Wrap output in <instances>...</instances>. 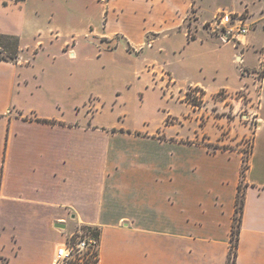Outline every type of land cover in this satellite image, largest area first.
<instances>
[{"label":"crops","instance_id":"1","mask_svg":"<svg viewBox=\"0 0 264 264\" xmlns=\"http://www.w3.org/2000/svg\"><path fill=\"white\" fill-rule=\"evenodd\" d=\"M105 1L102 20L91 25L103 41L174 51L169 41L180 30L188 45L233 44L232 60L247 68L241 72L248 71L251 83L214 88L197 80L189 89L211 99L222 89L247 88L253 97L260 79V101L264 0H228L231 10L216 0ZM21 4L0 0V42L17 41V57L0 58V264H51L57 246L85 226L100 232L99 264H227L240 184L246 199L237 264H264V163L249 156L243 178L240 146L224 147L226 139L207 130L202 136L140 132L68 118L50 84L41 75L30 77L36 66H29V47L21 42L29 32H42L31 30ZM221 10L245 13L251 33L227 42L210 33L204 25ZM0 51L14 52L2 43ZM255 114L259 128L264 120ZM205 116L216 122L209 109ZM218 120L226 123L224 116Z\"/></svg>","mask_w":264,"mask_h":264},{"label":"rangeland","instance_id":"2","mask_svg":"<svg viewBox=\"0 0 264 264\" xmlns=\"http://www.w3.org/2000/svg\"><path fill=\"white\" fill-rule=\"evenodd\" d=\"M19 1L33 20L31 30L42 32H29L21 42L29 47L25 49L32 61L29 66H36L29 68L30 77L41 75L43 82L50 84L68 118L77 116L83 122L140 132H198L202 136L207 130L210 137L218 134L226 139L224 147L240 146L245 158L250 156L257 165L264 163V122L258 128L255 114L258 111L264 120V90L260 101L257 96L260 79L252 85L253 97L247 94V88L222 89L211 99L205 92L189 89L197 80L214 88L230 85L236 89L251 83L248 71L245 76L241 72L242 67L247 68L232 60L233 44L198 40L188 45L178 30L169 41L176 50L160 52L157 45L140 51L129 48L124 39L103 41L92 30L95 20H102L100 4L105 7V0ZM227 1L216 3L231 10L233 6ZM2 41L15 51V41ZM72 50L76 52L74 58L70 56ZM251 58L253 64L258 63L256 55ZM163 71L165 77L160 76ZM256 74L261 78L263 72ZM189 101L204 115L194 112ZM208 109L216 122L206 118ZM53 110L59 112V106H53ZM223 116L226 123L219 124L218 118ZM217 125L221 126L219 132Z\"/></svg>","mask_w":264,"mask_h":264},{"label":"built area","instance_id":"3","mask_svg":"<svg viewBox=\"0 0 264 264\" xmlns=\"http://www.w3.org/2000/svg\"><path fill=\"white\" fill-rule=\"evenodd\" d=\"M207 30L221 38L240 41L249 31L246 14L221 10L204 25ZM74 56V53L72 54ZM100 233L93 227H78L66 240L57 246L51 264H99Z\"/></svg>","mask_w":264,"mask_h":264},{"label":"trees","instance_id":"4","mask_svg":"<svg viewBox=\"0 0 264 264\" xmlns=\"http://www.w3.org/2000/svg\"><path fill=\"white\" fill-rule=\"evenodd\" d=\"M15 46H17V41H15ZM17 49V48H16ZM0 58L2 59H15L17 57L16 50L13 53H4L0 51ZM249 168V159L244 157L243 167H242V177L244 178L247 170ZM245 199H246V192L244 189L243 184H240L239 191L236 198V209L235 215L233 220V227L231 231V246L230 252L228 256L227 264H237V255H238V246H239V239H240V232L242 226V218L244 214L245 208ZM85 228H88L85 226ZM96 233H100L97 228H95Z\"/></svg>","mask_w":264,"mask_h":264},{"label":"water","instance_id":"5","mask_svg":"<svg viewBox=\"0 0 264 264\" xmlns=\"http://www.w3.org/2000/svg\"><path fill=\"white\" fill-rule=\"evenodd\" d=\"M61 227H65V224H60Z\"/></svg>","mask_w":264,"mask_h":264}]
</instances>
